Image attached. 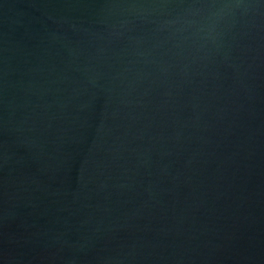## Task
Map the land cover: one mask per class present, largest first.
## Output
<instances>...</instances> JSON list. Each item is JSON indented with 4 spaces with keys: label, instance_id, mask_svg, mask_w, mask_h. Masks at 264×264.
Returning a JSON list of instances; mask_svg holds the SVG:
<instances>
[{
    "label": "water",
    "instance_id": "obj_1",
    "mask_svg": "<svg viewBox=\"0 0 264 264\" xmlns=\"http://www.w3.org/2000/svg\"><path fill=\"white\" fill-rule=\"evenodd\" d=\"M0 264H264V0H0Z\"/></svg>",
    "mask_w": 264,
    "mask_h": 264
}]
</instances>
